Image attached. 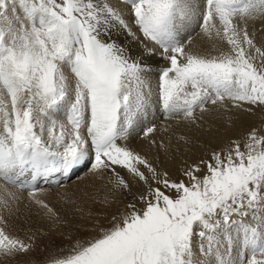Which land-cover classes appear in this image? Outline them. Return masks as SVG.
Listing matches in <instances>:
<instances>
[{"label":"snow or ice","instance_id":"obj_1","mask_svg":"<svg viewBox=\"0 0 264 264\" xmlns=\"http://www.w3.org/2000/svg\"><path fill=\"white\" fill-rule=\"evenodd\" d=\"M257 33L264 0H0V264H264V133L192 159L170 123L264 120ZM81 172L98 207L65 194L61 216L41 184ZM18 193L47 231L10 230Z\"/></svg>","mask_w":264,"mask_h":264},{"label":"rangeland","instance_id":"obj_2","mask_svg":"<svg viewBox=\"0 0 264 264\" xmlns=\"http://www.w3.org/2000/svg\"><path fill=\"white\" fill-rule=\"evenodd\" d=\"M259 23L257 21V25H259ZM251 30L252 29L250 28V31ZM194 36L195 34L193 35V37ZM262 38H264V33H257L258 43ZM203 43L204 44L202 45L201 44L198 45V43L196 44V42H194V45L196 46L197 49L200 48V50L207 49L209 45L205 44V42ZM154 80L155 79H153V81ZM240 118L241 119H237L234 121V123L231 124L226 122V120H221L219 118H212L209 120V124H211V127H209V124H205L203 128L192 131H189L183 125L175 126V122H170V123H173L174 125L173 131L177 135L187 134L189 136H192L196 141L195 147L193 148V152L186 153V156H191L192 159H200V158L207 159L208 154H210V152L214 149L220 150L222 148L227 149L229 147H232L233 146L231 143L232 141L240 142L241 146L243 147V143L247 138V134L252 129H257L258 134L264 133V120L261 119V116L259 114H257L256 116H241ZM151 119L153 120L154 123L157 122L161 126L164 124V121L159 120V114H157L155 118H151ZM157 134L165 137H167L168 135L162 131V127H158ZM137 139L139 142L144 141L137 137L134 140ZM172 141L173 143H176V136L172 137ZM142 148H143L142 143L137 144L135 147L137 151L148 154L146 152L149 151V149H147L148 147L145 148L144 151H142ZM148 155L151 157L153 153L150 152V154ZM165 166L168 167L169 170L173 172L174 176H179L178 170L182 167V159L179 156V154H177V159L174 162L168 161ZM78 183L83 184L84 180H80ZM88 183L89 182L85 183L84 186H86L85 187L86 189L84 188V192L83 190L81 191L82 194H80L81 192H78L75 195L77 197H81L84 200L86 207H88L91 200L85 197L84 193L92 194L99 191V186H97L96 188L88 187ZM95 185H98L97 182H95ZM44 196L46 195H43V197ZM44 199L61 216L67 217L68 206L65 204L64 200L62 199V196L50 197ZM26 205H27V199L21 197L20 211L16 214V216L10 217L11 220L10 230L14 234H19L22 237H26V235L31 234V232H35L37 229H43L44 231H47L48 225L45 223L42 217L37 214L38 210L35 207H26ZM121 205L123 207V204ZM17 216L19 217V219L16 218ZM63 242L64 241L62 240V238L56 235L55 233L49 236H43L39 241V247L37 248V253H35L34 255L38 256L41 253V249H43L44 245L46 244L54 243L58 245Z\"/></svg>","mask_w":264,"mask_h":264},{"label":"bare ground","instance_id":"obj_3","mask_svg":"<svg viewBox=\"0 0 264 264\" xmlns=\"http://www.w3.org/2000/svg\"><path fill=\"white\" fill-rule=\"evenodd\" d=\"M258 23H259V21H258ZM194 42H196V44L198 43V45L199 44H201V45L204 44L203 43L204 41H202L201 38H200V36H198V35H195L193 37V45H194ZM201 45H200V47H201ZM152 79H155V77L153 76ZM151 118H153V117L150 116L149 119H151ZM135 138L136 137L133 136V138L129 142L130 143L129 146L135 148L137 144L142 143V147H143L142 148V151H144V149L147 148V142L146 141L139 142L138 139L137 140H134ZM146 152L148 154H150L149 151H146ZM80 180H84V183L83 184H79L78 182ZM86 182H89L88 183V187L96 188L97 186H99V190L102 189V185L104 183L103 181L97 180L96 177H94L90 172L89 173H84L83 172V174L81 173L78 176L77 175H73L70 180L63 181V183L62 184H59V186L54 185V186H51V187H41V188H44V189L47 190L44 193V195H46V196H44L43 199L44 198H50V197L64 196L65 194L67 196H70L71 197L73 195H76V193L81 192L82 190L84 192V188L86 187L84 185H85ZM95 182H97L98 185H95ZM55 187H57V188H55ZM12 190L15 191V189H12ZM80 194H82V192ZM101 194H102V191H101ZM18 195H21L22 198H26V193H24V194L18 193ZM88 207H98V206H93L92 205V202H90L89 205H88ZM119 207H122V205L120 204Z\"/></svg>","mask_w":264,"mask_h":264}]
</instances>
